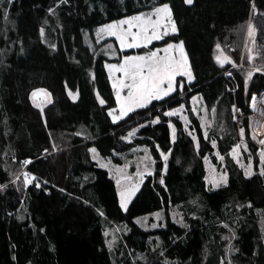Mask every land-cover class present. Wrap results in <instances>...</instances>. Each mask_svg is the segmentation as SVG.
<instances>
[{"label": "trees", "instance_id": "1", "mask_svg": "<svg viewBox=\"0 0 264 264\" xmlns=\"http://www.w3.org/2000/svg\"><path fill=\"white\" fill-rule=\"evenodd\" d=\"M162 5L176 33L137 50L97 42L96 28ZM178 43L190 84L114 122L106 64ZM37 88L53 97L44 110L30 101ZM263 93L264 0H0V264H264V164L251 141L252 175L231 155L234 106L247 115ZM195 95L214 115L208 135ZM181 105L197 142L166 115ZM137 146L150 149L154 172L123 209L91 149L119 163L115 154ZM206 157L226 184L208 186Z\"/></svg>", "mask_w": 264, "mask_h": 264}, {"label": "rangeland", "instance_id": "2", "mask_svg": "<svg viewBox=\"0 0 264 264\" xmlns=\"http://www.w3.org/2000/svg\"><path fill=\"white\" fill-rule=\"evenodd\" d=\"M163 6L164 5L157 6L151 10H146V11H143L139 14L129 16V17H125L123 19L113 21L111 23H108L106 25H103V26L96 28L94 30V35H95L97 42L101 43L107 39H115L117 44H118V47L121 51H128V50H132V49L137 50V49L141 48V47H139V48H127V47L121 46L120 40L117 39V35L121 34V29L123 31H127L128 25H126V24L121 25L120 22L123 20H130L134 16H142V17H149L150 16L151 19L153 21H155L158 17L154 16L152 14L156 11L157 8H160ZM169 9H170V7H169ZM173 23L175 24L174 20L172 19V15H171V23H169L166 18L161 19V26L159 28V32H160L162 38L159 40H153L146 48L150 47V45L152 43L162 40L165 36L176 33V32L171 31ZM113 24L118 26V28L115 30L117 32V35H112V34H110L109 31H107L108 27L110 25H113ZM175 27H176V24H175ZM165 28H167V31H168L167 35H163ZM102 29H105V30L102 31ZM136 31H138V28L133 27L132 32H136ZM176 31H177V28H176ZM150 32H151V29H150ZM252 36H253V34L250 37H252ZM129 41H130V37H129ZM170 45L173 46L171 55L176 60L181 61L183 63V61L181 60V54L177 50L178 46L181 45V43L170 44ZM110 46L112 48H114L112 45L109 44V47ZM166 47H168V46H165L163 48H158V49H155L153 51H156L158 53V56L163 57L166 55L163 51V49ZM151 52L140 53V54L136 53V54H133L130 56H122L119 61L110 62V63L106 64L108 76H109L111 85L115 91V97H116V101H117V107L110 110V112H109L110 116L114 122H118V121L122 120L123 118L127 117L129 114H131L132 112H134L136 110L146 108L148 105H150V103L152 101L162 100V99L169 97L179 87L181 88L183 86V84H185V83L190 84V82L193 80L192 72L190 70L189 63H188V58H187L186 52L183 48V54L186 57L187 62H186V64H183L184 74L183 75L178 74L175 76V78L173 80V90L168 95L163 96L161 99H153L149 103H147L145 107H136V108H134V110H132V111L128 112L126 115L122 116L121 111H120L121 101H118V99H117V91H119L121 100H123L124 98L127 97L129 89L126 87L120 88L118 82L120 80H125V83H130V81H128L124 77V74L122 72L114 71L113 66L118 67L119 65L123 64L125 58L138 57V56L147 57L151 54ZM112 56L117 57L118 55L115 53H112ZM218 58L220 60H223V59L220 56H217V61L219 64H221L219 62ZM189 73L191 75V78H189ZM179 78H183V79L178 80ZM163 87L167 88L168 87L167 83H165L163 85ZM33 93H38V95L34 97ZM30 101L34 107H36L40 110H44L51 103H53V97H52V94L47 89L37 88L31 92ZM191 109H192L193 113L196 115V117L200 120L201 126L203 127L205 134L208 135V132L213 125L212 124V121L214 118L213 113L211 112V110H209L203 104L201 97H199L198 95H195L191 99ZM187 111H188V109L185 107V105H181L179 107H176L174 109L167 111V113L168 112L177 113L176 115H172V116L179 117L182 120L184 127L186 129H189V132L192 135L193 139L196 140L197 136H196L195 130L193 128H190L192 126V122L189 119ZM247 115H245V119L246 118L249 119V122H250L249 133H247L246 132L247 130L243 127L242 121H241V123L238 122L239 125L238 124L237 125L239 126L240 141H239V144L236 145L232 149L231 155L233 156L235 161L244 169L246 175H248L247 173L249 171L251 172V175H252L254 173V163H253L252 157L249 158V160H247L245 158V155L248 153L247 152L248 148L246 146V143L248 141H251L257 145L258 153H259V159H260V168L262 169L261 166L264 164V155H262V154H264V143H261L262 141H264V93L262 95H256L255 94L252 97L250 104H249V114H247ZM114 117H117V119L114 120L113 119ZM242 119H243V116H242ZM137 129L138 128H135V127L132 128L129 131L126 139L131 140L136 135ZM220 129L221 128H219V130ZM196 142H197V140H196ZM212 145H214V146L217 145L216 140L212 141ZM91 154H92V159L97 162L98 166L107 169L109 171L110 175L115 180L118 195H119L120 205H121V199H122L121 193H124L123 198L125 201H128L127 202V207H128L131 200L134 198V196L137 194L138 190L140 189L141 185L143 184L145 178L149 175H152L154 172L155 160H154V157H153L150 149L146 146H137V147L132 148L130 151H128L126 153L115 154L116 156H118L121 159V162H119V163L114 162L115 160L102 157L97 148H92ZM215 155L218 157L219 160H221V155L217 151H215ZM163 160H164V156H163ZM204 161H205V167H206V182H207L208 186L211 188H218V187L226 184L227 173L225 172L224 168L214 164L213 161L211 160V158H209V157H206ZM164 162H166V161L164 160ZM118 181H119V183H118ZM122 208L125 209L124 207H122Z\"/></svg>", "mask_w": 264, "mask_h": 264}, {"label": "snow or ice", "instance_id": "3", "mask_svg": "<svg viewBox=\"0 0 264 264\" xmlns=\"http://www.w3.org/2000/svg\"><path fill=\"white\" fill-rule=\"evenodd\" d=\"M186 4L191 5L193 0H185ZM158 18L153 21L151 17L134 16L130 20L121 21V25H128L127 31L121 29V34L117 35L115 31L118 26L113 24L110 25L107 31L112 35H117V39L120 40L122 47L127 48H139L147 47L153 40L161 39V34L159 28L161 26V19L166 18L169 23H171V10L167 5L157 8L152 14ZM137 27L138 31L132 32V28ZM151 29V32H150ZM105 29H102L104 31ZM172 32H176L175 24H172ZM150 33V34H149ZM168 31L165 28L163 35H167ZM253 34L252 29L249 28V36ZM130 37V41H129ZM172 45L164 48L163 51L166 54L163 57L158 56L156 51H152L147 57H128L125 58L123 64L118 67L113 66V70L117 72H122L124 77L130 81V83H125V80H120V88H128L127 97L121 100L120 93L117 91V99L121 101V115H126L128 112L134 110L136 107H145L153 99H161L163 96L168 95L173 90V80L176 75H183V64H186L187 60L183 54V45L178 46V51L181 54V61L176 60L172 55ZM219 62L223 64L228 60L224 57L223 60L218 58ZM189 78L191 75L189 73ZM167 83L168 87L164 88L163 85ZM38 93H33V96H37ZM73 99L76 97L73 96ZM103 103V101H101ZM177 113L168 112L166 115L172 116ZM114 120L117 117L113 118ZM158 122V121H157ZM261 143H264L262 141ZM264 155V154H262ZM168 159L167 155L164 156V160ZM251 175L249 171L247 173ZM119 183V181H118ZM163 183V181H161ZM124 193H121V206L125 209L127 208V202L124 200Z\"/></svg>", "mask_w": 264, "mask_h": 264}, {"label": "built area", "instance_id": "4", "mask_svg": "<svg viewBox=\"0 0 264 264\" xmlns=\"http://www.w3.org/2000/svg\"><path fill=\"white\" fill-rule=\"evenodd\" d=\"M226 76H228V75L226 74ZM234 90H235V89H234ZM233 112H234V118H235L236 123L238 124V122L241 123V121H242V125H243L245 115H243V114L238 110V108H237L236 106H234ZM242 116H243V119H242ZM238 125H239V124H238ZM28 177H29V179H32V176L29 175Z\"/></svg>", "mask_w": 264, "mask_h": 264}, {"label": "water", "instance_id": "5", "mask_svg": "<svg viewBox=\"0 0 264 264\" xmlns=\"http://www.w3.org/2000/svg\"><path fill=\"white\" fill-rule=\"evenodd\" d=\"M184 3H185V0H184ZM194 3H195V0H193V3H192L191 5L186 4V3H185V5H186L187 7H192V6L194 5Z\"/></svg>", "mask_w": 264, "mask_h": 264}]
</instances>
